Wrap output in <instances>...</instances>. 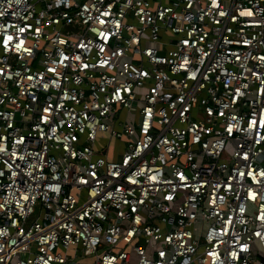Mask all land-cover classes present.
I'll return each instance as SVG.
<instances>
[{
    "label": "built area",
    "instance_id": "built-area-1",
    "mask_svg": "<svg viewBox=\"0 0 264 264\" xmlns=\"http://www.w3.org/2000/svg\"><path fill=\"white\" fill-rule=\"evenodd\" d=\"M0 264H264V0H0Z\"/></svg>",
    "mask_w": 264,
    "mask_h": 264
},
{
    "label": "rangeland",
    "instance_id": "rangeland-1",
    "mask_svg": "<svg viewBox=\"0 0 264 264\" xmlns=\"http://www.w3.org/2000/svg\"><path fill=\"white\" fill-rule=\"evenodd\" d=\"M123 116V113H121L120 114V116L119 117H122ZM113 140V139H112ZM105 145V143L104 142H102L101 140H99V139H96V145H95V147L97 148L98 146H104ZM119 146V144H118V142L117 141H111L110 142V144H109V147H108V155H111V153H114V152H116V150H119L121 147H119V148H117ZM95 149V148H94ZM103 153H105V148H103L100 152H97V154H103ZM36 214V212H34L33 214H32V216L30 217V219H33V217H34V215ZM258 254H259V252L258 251H256Z\"/></svg>",
    "mask_w": 264,
    "mask_h": 264
},
{
    "label": "crops",
    "instance_id": "crops-1",
    "mask_svg": "<svg viewBox=\"0 0 264 264\" xmlns=\"http://www.w3.org/2000/svg\"><path fill=\"white\" fill-rule=\"evenodd\" d=\"M111 141L115 142L116 140H110L109 144H110ZM117 142L119 144V146L117 148L121 147V141H117ZM108 147H109V145H108ZM106 156H107L108 159H114L116 157V154L115 153H111V155H108V149H107Z\"/></svg>",
    "mask_w": 264,
    "mask_h": 264
}]
</instances>
